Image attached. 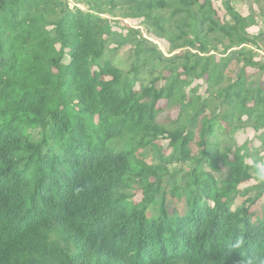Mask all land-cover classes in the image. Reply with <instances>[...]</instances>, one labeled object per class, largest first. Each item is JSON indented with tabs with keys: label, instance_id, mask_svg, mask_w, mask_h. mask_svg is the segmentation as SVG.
Masks as SVG:
<instances>
[{
	"label": "trees",
	"instance_id": "obj_1",
	"mask_svg": "<svg viewBox=\"0 0 264 264\" xmlns=\"http://www.w3.org/2000/svg\"><path fill=\"white\" fill-rule=\"evenodd\" d=\"M71 1L0 0V264H264V0Z\"/></svg>",
	"mask_w": 264,
	"mask_h": 264
},
{
	"label": "rangeland",
	"instance_id": "obj_2",
	"mask_svg": "<svg viewBox=\"0 0 264 264\" xmlns=\"http://www.w3.org/2000/svg\"><path fill=\"white\" fill-rule=\"evenodd\" d=\"M213 1V6L217 10L218 15L222 16L224 14L223 11V6H222V1L223 0H212ZM254 0H231V6L237 11L239 14L242 16H247L249 13V8L253 10V12L257 13L258 9L256 5L253 3ZM69 7L72 8L75 6V4L71 1L68 0ZM81 7V6H80ZM83 8V7H81ZM110 19V25L112 27V30L114 32L119 33L120 35L126 36L127 32L125 31L126 27H130L134 30H139L141 32L142 39H144L147 42L146 47L153 49L154 47L163 54L164 57H170L172 55L180 53V51H175L172 54H170V48L168 44L163 41L159 40L152 35H149L148 32L146 31L147 29L141 24V20H122L121 18H109ZM257 25L254 27H251L248 29V33L252 36H255L259 28L261 27V21L259 18H257ZM133 48H131L130 45L124 46L122 49H120L117 52L116 58L120 59L121 62H127L130 57H132L133 54ZM161 84V82H160ZM193 87H196L198 90L197 95H200L201 97H205V87L203 82L200 81H194ZM164 103H161L163 105ZM178 115V109L172 111L170 114L162 115V118L164 116L167 119L170 120H175ZM258 135L255 134L254 132L251 131H246V130H239L234 133L233 138L235 141H237L238 144H247L250 152L253 153L255 152L254 158H249L246 159V162L249 165H253V170H252V176L253 180L247 184V185H242L241 188H249L251 186H255L258 184L260 181H262V178H264V175H262V171H264V144L261 140L258 139ZM161 145L160 148L162 149V153L165 156H168L171 154V150L169 149L170 147L167 145V142L163 141L160 143ZM193 153L196 154L198 152L196 146L193 147ZM143 154L144 156L142 157L140 154ZM138 156L139 159L144 160L146 163L150 164L151 162V151L150 149H147L146 151L139 150L138 151ZM186 166V165H185ZM178 167V166H176ZM171 169V168H170ZM166 191L168 193V197L170 198V201L172 202V197H170L169 192H170V187H166ZM134 194L136 195V200L140 201L141 200V195H140V189H137ZM175 201V200H174ZM181 205V204H178Z\"/></svg>",
	"mask_w": 264,
	"mask_h": 264
},
{
	"label": "clouds",
	"instance_id": "obj_3",
	"mask_svg": "<svg viewBox=\"0 0 264 264\" xmlns=\"http://www.w3.org/2000/svg\"><path fill=\"white\" fill-rule=\"evenodd\" d=\"M262 175H264V171H262Z\"/></svg>",
	"mask_w": 264,
	"mask_h": 264
}]
</instances>
